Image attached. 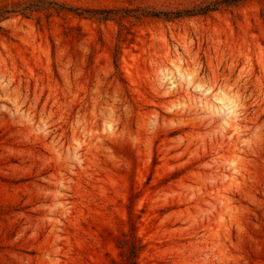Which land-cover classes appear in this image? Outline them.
I'll return each mask as SVG.
<instances>
[{
  "label": "rangeland",
  "instance_id": "obj_1",
  "mask_svg": "<svg viewBox=\"0 0 264 264\" xmlns=\"http://www.w3.org/2000/svg\"><path fill=\"white\" fill-rule=\"evenodd\" d=\"M51 1L118 11L0 19V264H264V0Z\"/></svg>",
  "mask_w": 264,
  "mask_h": 264
},
{
  "label": "trees",
  "instance_id": "obj_2",
  "mask_svg": "<svg viewBox=\"0 0 264 264\" xmlns=\"http://www.w3.org/2000/svg\"><path fill=\"white\" fill-rule=\"evenodd\" d=\"M244 0H213L204 5L196 6L190 9L175 10V11H147L151 16L164 15L165 17H179L182 15H196V14H206L209 11L218 9L220 6L236 5L239 2ZM36 10H45L47 14H50L52 11H69L77 15L89 14L92 17L106 20L112 18L113 15L118 11L116 9H79L72 6H68L62 2H56L51 0H28V1H19L12 4V7L9 8L7 5L0 6V19L3 18L8 12H18L21 14H27L31 11ZM262 17L264 19V12H262ZM0 29L2 27L0 26ZM115 67H117L115 60ZM122 248H126L128 255L135 257L140 245L138 244L136 236L131 234H125V238L122 240Z\"/></svg>",
  "mask_w": 264,
  "mask_h": 264
}]
</instances>
